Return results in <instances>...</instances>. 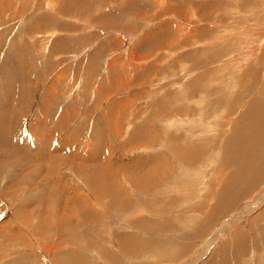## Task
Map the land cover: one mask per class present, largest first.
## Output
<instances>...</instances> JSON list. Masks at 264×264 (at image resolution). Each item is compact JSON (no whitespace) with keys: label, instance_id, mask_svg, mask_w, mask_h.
I'll return each mask as SVG.
<instances>
[{"label":"rangeland","instance_id":"obj_1","mask_svg":"<svg viewBox=\"0 0 264 264\" xmlns=\"http://www.w3.org/2000/svg\"><path fill=\"white\" fill-rule=\"evenodd\" d=\"M263 36L264 0H0V264H264L227 151Z\"/></svg>","mask_w":264,"mask_h":264},{"label":"bare ground","instance_id":"obj_2","mask_svg":"<svg viewBox=\"0 0 264 264\" xmlns=\"http://www.w3.org/2000/svg\"><path fill=\"white\" fill-rule=\"evenodd\" d=\"M261 11V10H260ZM261 13H263V12H261ZM261 16V15H260ZM258 25L260 24V22L259 23H257ZM248 25V24H247ZM242 27V26H241ZM243 29V28H242ZM253 29V28H252ZM253 31V30H252ZM247 36H248V34H246ZM264 37V36H263ZM246 38H248V37H246ZM261 39V38H260ZM247 40V39H246ZM262 40V39H261ZM263 41H264V39H263ZM247 42V41H246ZM250 42V41H249ZM262 43V42H261ZM260 43V44H261ZM231 44V43H230ZM249 44H251V43H249ZM249 44H247V45H249ZM264 44V43H263ZM246 45V44H245ZM253 46V45H252ZM254 46H255V44H254ZM259 46V45H258ZM244 47H246V46H244ZM251 47V46H250ZM260 47H261V45H260ZM253 48V47H252ZM256 48H257V46H256ZM254 49V50H257V49ZM247 48H245V50H246ZM248 49H250V48H248ZM262 49V48H261ZM259 50V49H258ZM263 50V49H262ZM262 50H260V52L262 51ZM253 51V50H252ZM241 52V51H240ZM248 52V51H247ZM251 52V51H250ZM249 52V53H250ZM255 53H258V51H256ZM147 54V53H146ZM244 55V54H243ZM242 55V56H243ZM250 55H251V53H250ZM253 58L254 59H252L251 61H249L250 62V64L248 65V67H246L247 68V70L243 73L244 74V77L245 76H247V79H246V81H251V82H249V83H247L246 84V86H245V88H247V91H249V90H251V93H252V91L253 90H255V88L253 87V85L254 84H256L255 82L257 81V79H260V77H262V76H264V75H262V76H260L261 75V71H262V69H263V71H264V68H263V59H264V52H262V54L261 55H258L257 56V58L255 59V57L253 56ZM219 60V59H218ZM242 60V59H241ZM244 60H245V58H244ZM247 61V60H246ZM138 63V62H137ZM246 63H248V62H246ZM255 63V64H254ZM214 64V63H213ZM203 66V65H202ZM237 66V65H236ZM263 73V72H262ZM206 74V73H205ZM205 74H204V76H205ZM264 74V73H263ZM200 75H201V73H200ZM242 78V77H241ZM262 80H263V78H262ZM245 81V79H243L242 80V82H241V79H240V82L241 83H243ZM230 82H231V80H230ZM253 83V84H252ZM259 84V83H258ZM243 86V85H242ZM256 86V85H255ZM258 86V85H257ZM236 87V86H235ZM243 88V87H242ZM258 88V87H257ZM261 88V87H260ZM229 89V88H228ZM242 91V90H241ZM240 91V92H241ZM246 91V92H247ZM254 92V91H253ZM258 92V93H257ZM254 95H253V97H251L250 99H248V101H246V103H244V104H246L245 105V107H246V110L244 111V113L242 114V117L240 118V119H238V120H236L235 122V126H236V124L238 125V124H240L241 122H244V121H246V122H249L251 125H252V127H250V132L248 133L247 131H245L244 132V134H243V132H242V134L241 135H239L240 134V131H239V133L237 134V132H238V128H236L235 129V131H234V129H233V138H234V140H236V136L238 135L239 137H241V138H239V140L241 139V141L242 142H244V143H246L247 145H251V141H252V139L253 138H256V140L258 141H260V143L263 145L264 144V81H263V83H262V91L260 92V91H257ZM242 93H244V92H242ZM250 95H252V94H250ZM219 96V95H218ZM243 96V95H242ZM245 96V95H244ZM225 97V96H224ZM238 99H240V96L238 95V96H235L234 97V99L233 100H231L232 102L231 103H236L237 102V100ZM243 100V99H242ZM226 102V101H225ZM240 104H242V103H240ZM231 105H234V104H231ZM235 106V105H234ZM240 106H242V105H240ZM244 106V105H243ZM229 107V106H228ZM226 108V107H225ZM233 108H235V107H233ZM233 108H231L230 107V109H229V111H233L234 109ZM237 108V107H236ZM237 111V110H236ZM226 112H228V110L226 111ZM225 112V113H226ZM230 113V112H229ZM229 113H227L228 115H229ZM232 113V112H231ZM222 117H224V116H222ZM231 117H233V116H231ZM227 120V119H226ZM223 121V120H222ZM225 121V120H224ZM227 121H229V120H227ZM234 122V121H233ZM221 124H222V122H220ZM226 123V122H225ZM245 123V122H244ZM224 124V123H223ZM249 125V124H248ZM233 126V125H232ZM235 126H234V128H235ZM239 126V125H238ZM246 126V125H245ZM220 127H222V126H220ZM237 127V126H236ZM247 127H249V126H247ZM240 128V127H239ZM242 128H244V126L242 125ZM241 128V129H242ZM246 128V127H245ZM243 130V129H242ZM221 132V131H220ZM223 132V131H222ZM220 134V133H219ZM232 134V133H231ZM198 135V134H197ZM252 135V136H251ZM200 136V135H199ZM238 136H237V138H238ZM216 137V136H215ZM246 137V138H245ZM232 138V139H233ZM199 139V138H198ZM232 139H231V141H232ZM197 140V139H196ZM254 140V139H253ZM230 141V140H229ZM240 141V142H241ZM239 142V143H240ZM242 142H241V144H242ZM255 142V141H254ZM196 143H197V141H195V145H196ZM227 142H225V144H226ZM236 143V142H235ZM238 143V142H237ZM236 143V144H237ZM193 144V147H194V142L192 143ZM233 144V143H232ZM235 145V144H234ZM256 145V144H255ZM260 145V144H259ZM237 146H238V144H237ZM241 146V145H240ZM264 146V145H263ZM263 146H260L259 147V150H261L260 151V153L261 154H259V155H256V156H254L255 157V159H253L252 160V162L250 163V164H248L247 162H244L245 160H244V157L246 156V155H248V154H250L251 152H252V150H254V148L251 150V146H250V149H248V150H246L245 149V145L243 146L242 145V147L243 148H236V147H234V146H232V145H230L229 147H228V149H227V151H228V153H233V154H236L237 153V150H239V152L241 151V150H243V153H244V155L242 156V155H240L239 157H241L240 159H241V162L242 163H240V161L239 160H237V159H239L238 157H236V160H237V171H235V172H238V173H235V176H236V179H235V177H234V175H232L231 176V179H230V181H228V183H230V182H235L236 183V185L238 184V185H244V186H246V184L248 183V186L247 187H250V185L252 184V183H256L255 182V180L256 179H258V178H260L261 177V175L262 174H264V172H262V173H260V171H262V170H264V148L262 149V147ZM192 147V148H193ZM253 147V146H252ZM190 148H191V146H190ZM195 148V147H194ZM197 148V147H196ZM225 148H227V146L225 147ZM258 148V147H257ZM225 150V149H224ZM190 150H188V152H189ZM196 151H198V150H196ZM190 153V152H189ZM227 153V152H226ZM190 154H192V153H190ZM240 154V153H239ZM256 154V153H255ZM188 154H187V151L185 152V151H183V154H182V156H183V159H184V157L186 158V156H187ZM193 155V154H192ZM195 155V154H194ZM252 155H254V153L252 154ZM234 156H236V155H234ZM188 157H189V155H188ZM187 157V158H188ZM193 156H191L190 157V159L192 158ZM197 157V156H196ZM186 158V159H187ZM195 158V157H194ZM189 158L187 159V160H190ZM193 159V158H192ZM198 159H200L199 157H198ZM193 160H195V159H193ZM249 160V159H248ZM250 160H251V158H250ZM185 161V160H184ZM260 161H262V162H260ZM191 162V161H190ZM188 163V162H187ZM193 163V162H192ZM129 180V179H128ZM259 180V179H258ZM131 184V183H130ZM228 185V184H227ZM237 185V186H238ZM236 186V187H237ZM240 187V186H239ZM234 188V187H233ZM241 188V187H240ZM223 189V188H222ZM245 189H247V188H245ZM226 190V189H225ZM225 190H223L224 191V193H225ZM229 190V189H228ZM231 190V189H230ZM229 190V191H230ZM236 190V189H235ZM235 190H233V191H235ZM241 190V189H240ZM248 190V189H247ZM227 193V192H226ZM217 194V193H216ZM234 194V193H233ZM219 195V194H218ZM225 196H227L226 194H225ZM229 196V195H228ZM221 197V196H220ZM234 197V196H233ZM260 197V196H259ZM229 199V198H228ZM232 199V198H231ZM261 199V198H260ZM220 199H218V201H219ZM224 200V199H223ZM227 201L228 200H226V203H227ZM231 201V200H230ZM233 202V201H232ZM261 202V201H260ZM222 203V202H221ZM231 203V202H230ZM220 204V203H219ZM223 204V203H222ZM257 204V203H256ZM224 205V204H223ZM263 232H264V229H263Z\"/></svg>","mask_w":264,"mask_h":264}]
</instances>
